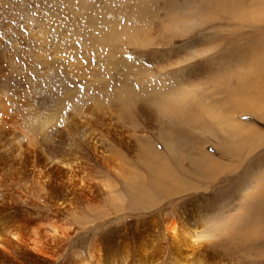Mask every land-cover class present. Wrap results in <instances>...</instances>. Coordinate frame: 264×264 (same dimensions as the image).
Returning a JSON list of instances; mask_svg holds the SVG:
<instances>
[{
  "label": "rangeland",
  "instance_id": "rangeland-1",
  "mask_svg": "<svg viewBox=\"0 0 264 264\" xmlns=\"http://www.w3.org/2000/svg\"><path fill=\"white\" fill-rule=\"evenodd\" d=\"M0 22L21 79L0 98V218L48 245L23 264H107L123 245L133 264L142 223L159 256L169 219L192 241L167 264H264V0H0ZM21 152L24 170L70 160L81 190L53 203L13 174Z\"/></svg>",
  "mask_w": 264,
  "mask_h": 264
},
{
  "label": "bare ground",
  "instance_id": "bare-ground-1",
  "mask_svg": "<svg viewBox=\"0 0 264 264\" xmlns=\"http://www.w3.org/2000/svg\"><path fill=\"white\" fill-rule=\"evenodd\" d=\"M66 3V2H65ZM12 4V3H11ZM19 5V4H18ZM14 7V6H13ZM12 7V8H13ZM5 8V7H4ZM36 12V11H35ZM8 15V14H7ZM16 17V16H15ZM14 18V17H13ZM10 19V18H9ZM19 20V19H18ZM15 22V21H14ZM1 23V22H0ZM2 24V23H1ZM7 34V33H6ZM21 39V38H20ZM23 39V38H22ZM16 40V39H15ZM9 45V44H8ZM7 45V46H8ZM21 45V44H20ZM19 45V46H20ZM6 49V48H5ZM10 52V51H9ZM10 55V54H9ZM11 56V55H10ZM12 57V56H11ZM10 57V58H11ZM17 60V59H16ZM17 68H20V66L18 65V63L16 61H14L12 63V61L7 60L5 61V58L3 55H1L0 52V98L1 95H10L9 92L10 90H14V86H17V88H19L18 86L20 85V80L21 79H17ZM20 71V69H18ZM32 85V84H31ZM23 88V87H22ZM16 89V88H15ZM19 89H17L18 91ZM14 93V92H13ZM2 104V103H1ZM2 110V109H1ZM6 110V108L4 109ZM210 113V112H209ZM211 114V113H210ZM6 115V114H5ZM9 116V115H7ZM3 119V118H2ZM10 120V119H9ZM24 121V120H23ZM1 122V121H0ZM3 125V124H2ZM6 125V124H5ZM26 130V129H25ZM14 135V134H13ZM15 138V137H13ZM11 139V138H10ZM12 142V141H11ZM19 144V143H18ZM17 144V145H18ZM20 146V145H19ZM18 146V147H19ZM23 146V145H22ZM16 149V148H15ZM13 149V150H15ZM29 155V154H28ZM13 156V155H12ZM11 156V157H12ZM19 157V156H18ZM203 157V156H202ZM207 157V155H206ZM209 157V156H208ZM16 159V158H15ZM31 159L28 157V160ZM40 159V158H39ZM204 160V159H203ZM26 161V162H25ZM31 161V160H30ZM213 161V160H212ZM216 161V160H214ZM213 161V162H214ZM32 162V161H31ZM210 161V159H206L207 164H211L213 163ZM222 161H220L221 163ZM33 163V162H32ZM45 163H41L38 162L37 163V167H34L35 169L32 170L33 168L27 170H24L25 165L27 164V155L23 152L20 153V157L17 160V164L19 165L16 170L14 171V175L18 174L17 176L19 177V175L21 177H32V181H38L39 185H41L44 190H49L53 195L50 196L53 199V203H57L59 198H63L67 201H69L70 196L74 194V192H77V188H79V190H81V186L79 187H75L76 182H74V177L75 174L72 171V169H74V166L70 160H63V161H59V164H63L65 167H60L59 165L55 164L53 170L46 169V164ZM216 163V162H215ZM16 164V163H15ZM201 164V162H200ZM218 164V162H217ZM8 166V165H7ZM24 166V167H23ZM34 166V165H33ZM32 166V167H33ZM36 166V165H35ZM77 166V165H76ZM196 166V165H195ZM198 166V165H197ZM200 166V165H199ZM6 167V166H5ZM204 167V166H203ZM50 168V167H49ZM77 168V167H76ZM215 172L217 167L216 165H210V169ZM80 169V168H79ZM196 169V168H195ZM199 169V168H198ZM31 171H33V174H29ZM48 171V173L46 172ZM213 171H211L210 173H213ZM218 171V170H217ZM29 172V173H28ZM78 172V171H77ZM205 172H207L205 170ZM194 173V172H193ZM203 173V172H202ZM165 174V173H164ZM173 174V173H172ZM195 174V173H194ZM5 175V174H4ZM168 175V174H167ZM1 176V174H0ZM200 176V175H199ZM14 177V176H11ZM80 177V176H79ZM198 177V176H197ZM262 177V176H261ZM6 178V177H5ZM8 178V177H7ZM159 178V177H158ZM12 179V178H10ZM16 179V176L15 178ZM13 179V180H14ZM5 180V179H4ZM162 180V179H161ZM164 180V178H163ZM6 181V180H5ZM4 181V183H5ZM22 182V180H20ZM162 183V181L160 180H156L157 182ZM10 182V181H9ZM167 182V181H166ZM2 183V182H1ZM160 183H158V185H160ZM79 184V183H78ZM38 185V186H39ZM90 185V184H89ZM37 186V185H36ZM92 187V186H90ZM76 188V190H75ZM85 189V188H83ZM82 189V190H83ZM78 190V192H79ZM5 191V190H4ZM86 191V190H85ZM1 194V193H0ZM50 194V193H49ZM10 195V194H9ZM5 196V195H4ZM8 197V196H7ZM6 197V198H7ZM49 197V198H50ZM3 199V198H1ZM4 200V199H3ZM2 200V201H3ZM1 201V200H0ZM260 201V199H259ZM7 202V201H6ZM13 202V201H12ZM1 203V202H0ZM2 204H5L4 202ZM58 204V203H57ZM64 203H61L60 205H62ZM1 205V204H0ZM70 205V204H69ZM264 205V204H263ZM2 206V205H1ZM12 206V205H11ZM63 207V206H62ZM4 208V207H3ZM9 210V209H7ZM60 210V209H59ZM62 210V209H61ZM68 211V209H65ZM262 210V209H260ZM264 210V209H263ZM1 211H3L1 209ZM63 211V210H62ZM251 211V210H250ZM8 212V211H7ZM257 212V210H256ZM260 212V211H259ZM255 213V212H254ZM262 213V212H261ZM14 214V213H13ZM29 214V213H28ZM31 215V214H30ZM258 215V214H257ZM2 216V215H1ZM255 216V215H254ZM21 217H23L22 221H16L12 216L10 215H3V217L0 218V264H4V262H10V264H12V260L10 259L11 256L13 258L18 257L21 259V263H24V260L26 259V255L28 253V255H31V250H29L32 246L35 248H47L48 245L46 244V240L44 239L45 236L43 237L42 234L37 233L33 228H31V224L29 222V220L24 215H21ZM32 217V216H31ZM258 217V216H257ZM250 218V217H248ZM175 220V219H173ZM171 219L167 220L164 222L163 225V229L165 231L164 235L167 234V241L168 245L166 247H164V249L160 252V255L158 256V252L159 249H156V243L158 241H160L159 239L162 238V236L159 234H156L157 232L155 231V226L152 227L154 228V232L152 230V232L154 234H151L154 238L151 239L152 241H150V245H152V249L151 251L155 250L154 252H149V248L146 246L147 242L145 241H140L139 238H143L148 237L147 235H150V229L149 227H144L143 223L141 224L143 227L142 229V233L141 234H136V233H132L130 231V233H132V238L137 241L138 243H140L141 245H143L142 247V257H137V259H135L133 261V264H143V259H145V263L146 261H152L150 264H167L165 262L166 257L168 256V254L171 252L172 255L175 256L176 259H179V257H182L183 260H187V257L189 256L190 252L188 251L189 248V242H191L192 240L190 239L191 235L189 234V236L185 235L186 233H188V228L185 226L184 223H182L181 225L177 224L176 221H173ZM257 221L259 220V222H264L263 221V216H259L257 219ZM34 221V220H33ZM36 219H35V223H36ZM182 221H180L181 223ZM34 224V223H33ZM36 229V228H35ZM127 229V228H126ZM128 230V229H127ZM139 230V231H140ZM126 231V230H125ZM130 233H126L128 235L121 236L123 239H127L130 236ZM144 234V235H143ZM50 235V234H49ZM120 237V238H121ZM156 237L158 238V240L156 239ZM47 239V238H46ZM123 239L121 240L124 244L125 241H123ZM130 239V238H129ZM147 239V238H146ZM131 241V240H129ZM140 241V242H139ZM148 243V242H147ZM117 246V244H116ZM121 246V243H120ZM155 246V247H154ZM163 247V246H162ZM120 248V255H113L112 258H110V260L108 261L107 264H126V249L129 248L127 245H123V247H119ZM112 249V248H111ZM132 250V249H130ZM38 251V250H37ZM150 254H149V253ZM8 254L10 255V257L8 256ZM186 254V255H184ZM188 254V255H187ZM93 256V255H91ZM29 257V256H28ZM95 257V256H94ZM135 257V256H134ZM93 259V258H92ZM169 259V258H168ZM172 260V258H171ZM183 260H181V262H183ZM98 261V259H97ZM82 262V261H81ZM175 261H173L174 263ZM7 264V263H5Z\"/></svg>",
  "mask_w": 264,
  "mask_h": 264
},
{
  "label": "snow or ice",
  "instance_id": "snow-or-ice-1",
  "mask_svg": "<svg viewBox=\"0 0 264 264\" xmlns=\"http://www.w3.org/2000/svg\"><path fill=\"white\" fill-rule=\"evenodd\" d=\"M131 58H132V57L129 56V59H131ZM68 107H71V106L69 105ZM62 114H63V105L61 106V116H62ZM57 119H60V116H58Z\"/></svg>",
  "mask_w": 264,
  "mask_h": 264
}]
</instances>
